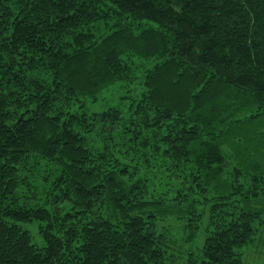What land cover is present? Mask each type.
<instances>
[{"label": "trees", "instance_id": "16d2710c", "mask_svg": "<svg viewBox=\"0 0 264 264\" xmlns=\"http://www.w3.org/2000/svg\"><path fill=\"white\" fill-rule=\"evenodd\" d=\"M75 1L81 0H0V264L172 263L169 241L154 229L162 205L126 181L125 171L116 173L109 163L91 166L76 129L86 118L75 109L119 81L120 57L141 52L152 58L168 40L169 60L147 75L139 104L130 107L135 130L127 144L157 140L165 157L182 166L192 161L208 177L213 169L199 160L200 134L189 127L191 115L199 116L233 89L259 110L245 123L264 129V0H96L160 31L138 37L116 32L99 42L73 36L72 27L57 19ZM104 111L111 114L100 115L101 122L109 120L104 129L113 132L121 113ZM163 118L175 124V133L163 134ZM30 155L57 167L60 195L72 214L90 221L68 226L71 217L63 221L47 208L4 204L1 198L15 187L13 167ZM227 205L219 197L212 212ZM258 217L241 210L236 221L210 234L199 264H242L235 250L251 240ZM28 223H37L42 246L21 228Z\"/></svg>", "mask_w": 264, "mask_h": 264}, {"label": "rangeland", "instance_id": "374dc122", "mask_svg": "<svg viewBox=\"0 0 264 264\" xmlns=\"http://www.w3.org/2000/svg\"><path fill=\"white\" fill-rule=\"evenodd\" d=\"M16 7L22 4L18 2ZM59 17L57 19L75 31L73 36L84 34L96 42L116 32L135 37L146 35L149 30L160 32L151 24L132 20L112 5L96 0L75 1L71 7H65ZM71 39L67 37L68 41ZM165 43L166 49L152 58H144L141 52L120 57L119 81L75 109L86 118L76 129L91 154V166L108 167L109 163V168L116 173L125 171L126 181L138 185L148 200L162 205L163 212L156 217L154 229L164 234L170 243L168 255L173 262L169 264H190L191 260L199 264L197 258L204 241L210 234L214 236L224 223L236 221L241 210L250 215L260 213V217L253 223L255 233L251 240L235 251L242 264H264V129H250L245 123L259 112L250 108L247 98L239 97L233 89L222 92L217 104L188 119L189 127L194 126L200 134L199 160L213 169L208 177L192 161L182 166L165 157L164 146L157 140L150 144H127L135 130L129 126L130 107L139 104L146 90L147 75L169 60L168 40ZM41 77L50 81L47 73H42ZM111 107L118 109L122 116L113 132L104 129L109 120L103 124L99 117L105 112L111 114L104 111ZM162 120L163 134L175 133V124ZM11 174L15 187L13 194L11 191L9 196L1 198L4 204L19 209L47 208L63 221L71 217L68 226L72 222L79 226L84 219H92L88 215L72 214L68 199L60 195L55 185L60 172L50 161L30 155L20 160ZM219 197H225L228 205L213 213ZM97 215L104 217L99 212ZM21 228L28 231L36 246L43 245L37 223L22 224Z\"/></svg>", "mask_w": 264, "mask_h": 264}]
</instances>
